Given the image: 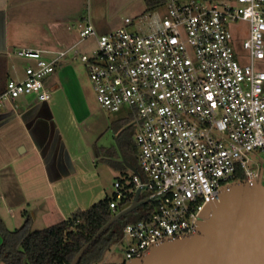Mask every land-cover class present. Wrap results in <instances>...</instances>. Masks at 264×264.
Here are the masks:
<instances>
[{
	"label": "built area",
	"instance_id": "1",
	"mask_svg": "<svg viewBox=\"0 0 264 264\" xmlns=\"http://www.w3.org/2000/svg\"><path fill=\"white\" fill-rule=\"evenodd\" d=\"M165 6V13L126 16L103 33L87 15L70 47L17 48L31 61L0 92V108L23 93L48 100V77L72 54L86 63L102 107L130 106L140 169L127 183L115 181L110 206L118 212L138 190L139 199L154 196L155 204L123 227L126 260L193 233L202 210L238 173L264 182V159L252 156L264 152V69L257 67L264 63V0H165ZM238 20L250 23L245 54L232 44L229 26ZM89 36L97 46L81 52L77 45Z\"/></svg>",
	"mask_w": 264,
	"mask_h": 264
},
{
	"label": "crops",
	"instance_id": "2",
	"mask_svg": "<svg viewBox=\"0 0 264 264\" xmlns=\"http://www.w3.org/2000/svg\"><path fill=\"white\" fill-rule=\"evenodd\" d=\"M87 3L95 7L92 23L97 31L124 9L131 12L125 17H137L162 13L158 7L165 6V0L151 9L147 0H0V92L11 75L23 76L19 59L24 57L16 54L17 48L56 50L80 40L79 22L87 15L91 19ZM104 7L107 18L99 16ZM50 76L47 86H57V81L49 84ZM49 99L14 101L0 108V187L16 218L6 230L19 228L23 220L29 223L27 231L36 223L52 225L108 195L97 169V160L108 157L105 150L75 137L73 117L62 116L60 106ZM115 133L118 139L120 130ZM117 143L113 151L119 160L123 154ZM7 186H13L16 195Z\"/></svg>",
	"mask_w": 264,
	"mask_h": 264
},
{
	"label": "rangeland",
	"instance_id": "3",
	"mask_svg": "<svg viewBox=\"0 0 264 264\" xmlns=\"http://www.w3.org/2000/svg\"><path fill=\"white\" fill-rule=\"evenodd\" d=\"M94 8H90L87 3V11L88 9L90 10L91 21H93L92 14L94 12ZM158 8V10L162 13L166 12L165 6H160ZM99 12V16L102 18H105L106 16L107 18V10L105 7L99 9ZM128 12L130 11L124 9L110 20H107L104 25L105 28L98 31L101 33L107 32L121 26L124 21V17ZM131 28H133V26H131ZM229 28L232 33V44L234 49L237 52L245 54L246 50L243 46V42L249 36L250 23L247 20H238L236 22H231ZM96 46V38L94 36H89L82 40L77 45V48L81 52H91ZM19 62L23 68H25V66L29 63L27 58H20ZM57 67L58 69L53 72L49 79V84L53 81L58 82L57 86L51 87L49 85V88L52 90V96L49 99L50 103L53 106L59 105L62 111V116L65 118L73 117L76 123H74L77 133L75 137L78 136L82 138V140L91 146L94 144L98 147L100 146L101 149L103 148L105 150V154H107L106 156L109 158L115 157V151H113L115 149V144L117 143L115 124L120 121L128 123L132 121L133 116L130 114V106L122 105L117 110H107L102 107L98 101L95 87L89 76L87 65L81 58H74L72 54H68L62 59L61 64L59 63ZM257 67L264 69V63H258ZM10 77L14 76L11 75ZM37 99L38 98L34 93H23L15 99V102L28 104L35 102ZM134 130L135 127L133 125L129 134L135 142ZM106 148H110V151H107ZM252 154L254 158L258 159L262 163L264 159L263 151L259 150L257 153ZM109 158L100 157L97 160V169L100 175V184L105 187L108 195L113 197L115 191V181L120 179L124 183L129 182L131 180L133 170L130 168L116 166ZM8 187L10 186H7V188ZM9 189L12 191L11 195H16V193L13 194V189H15L13 186L8 188V190ZM4 193L5 190L0 187V246L4 240L2 231H4L5 226H14L12 224L14 223V220H16V218L13 219V211H9V198H6ZM154 204V201L146 202L123 215L122 222H124V226L128 222L148 214ZM21 222L20 227L27 223L25 220ZM28 225L29 223L26 224V226ZM43 227H45L43 226V223H36L33 225V230ZM126 247L127 241L123 238L112 242L107 250L104 251L102 257L97 261H93L92 264H122L126 260ZM0 264H8V262L4 258H1Z\"/></svg>",
	"mask_w": 264,
	"mask_h": 264
},
{
	"label": "water",
	"instance_id": "4",
	"mask_svg": "<svg viewBox=\"0 0 264 264\" xmlns=\"http://www.w3.org/2000/svg\"><path fill=\"white\" fill-rule=\"evenodd\" d=\"M122 160L134 172L138 168L125 156ZM125 203L83 244L70 264H78L91 243L112 223L154 196ZM124 264H264V182L261 178H239L221 189L218 199L201 212L196 230L153 244L140 257Z\"/></svg>",
	"mask_w": 264,
	"mask_h": 264
},
{
	"label": "trees",
	"instance_id": "5",
	"mask_svg": "<svg viewBox=\"0 0 264 264\" xmlns=\"http://www.w3.org/2000/svg\"><path fill=\"white\" fill-rule=\"evenodd\" d=\"M147 2L148 9H151L162 0ZM132 127L131 122H118L116 129L120 133L117 142L123 156L139 170L138 147L129 134ZM106 149L110 151V148ZM116 151L117 157H120V152ZM109 159L116 166L128 168L122 159ZM238 178H245V175L240 172ZM111 199L106 195L89 207L78 208L69 217L43 228L27 231L24 224L15 230L5 229L2 231L4 240L0 247V259L4 258L8 264H70L83 244L114 214L110 206ZM123 226L122 218L112 223L86 249L78 264H92L99 260L112 242L122 238Z\"/></svg>",
	"mask_w": 264,
	"mask_h": 264
},
{
	"label": "flooded vegetation",
	"instance_id": "6",
	"mask_svg": "<svg viewBox=\"0 0 264 264\" xmlns=\"http://www.w3.org/2000/svg\"><path fill=\"white\" fill-rule=\"evenodd\" d=\"M122 264H124V263H122Z\"/></svg>",
	"mask_w": 264,
	"mask_h": 264
}]
</instances>
